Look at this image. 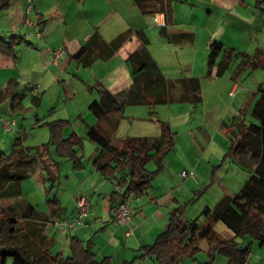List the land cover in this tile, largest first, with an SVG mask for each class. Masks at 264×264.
I'll return each mask as SVG.
<instances>
[{"label":"crops","instance_id":"0c3cea01","mask_svg":"<svg viewBox=\"0 0 264 264\" xmlns=\"http://www.w3.org/2000/svg\"><path fill=\"white\" fill-rule=\"evenodd\" d=\"M259 1L169 0L170 14H147L133 0H32L28 16L35 24L28 26L24 22L27 0H9L0 12V34L25 37L30 32V36L28 43L18 46L16 60L0 56V90L8 79H17L26 107L24 112H12L7 100L5 117L20 125L22 145L39 152L31 163L19 166V196L0 202L19 211L20 202L25 201L50 216L43 223L25 224L21 230L24 248L36 254L51 240L53 253V245L61 241L69 255V237L77 236L90 242L96 259L108 257L110 264H154L143 255L142 246L151 244L166 228L174 208H183V220L198 217L211 204L198 205L196 195L214 186L218 192L214 206L239 186L264 197V140L252 129L260 125L252 110L264 89V4ZM182 3L191 12L196 3H207L219 16L206 23L184 22L178 18ZM36 32L41 36L36 37ZM215 40L234 50L222 71V53L210 71L207 66L209 46ZM84 45L88 52L75 56ZM56 48H63L65 54L53 61ZM142 63H153L147 71L148 81L156 82L150 87L151 104L140 98V77L134 67ZM188 77L199 82L195 102L188 99ZM102 91L122 100V106L102 115L94 113L89 104L99 100ZM19 113L23 116L13 117ZM56 120L68 122L64 136L74 133L82 139L78 165L57 156L49 142L48 123ZM160 122L167 123L172 146L150 188L128 199L132 233L126 234L127 226L113 220L111 195L118 186L94 163L100 147L89 139L88 131L94 128L120 143L134 136L159 137ZM42 163H48L56 175L51 192L57 188L52 196L57 197L60 210L52 214L47 204L44 211L38 210L23 192L25 178L46 180ZM145 167L153 170L156 164L149 161ZM187 169L194 170L196 179L179 176ZM80 195L90 202L85 223L61 233L62 239L51 236L52 219L70 217Z\"/></svg>","mask_w":264,"mask_h":264},{"label":"trees","instance_id":"16d2710c","mask_svg":"<svg viewBox=\"0 0 264 264\" xmlns=\"http://www.w3.org/2000/svg\"><path fill=\"white\" fill-rule=\"evenodd\" d=\"M9 0H0V12L7 6ZM143 13L163 12L170 14L169 0H133ZM264 4V0L258 2ZM29 42L22 35L11 33L0 34V56H7L13 61L17 58L18 46ZM88 52L86 45L81 47L75 56ZM223 54L220 71L224 70L234 57V50L224 47L219 41L211 42L207 57L208 70L215 64L219 54ZM256 64V63H254ZM153 63H142L134 67L140 77V98L142 103L151 104L152 91L156 82L148 81L147 71ZM188 99L195 102L199 99V82L196 77H188ZM253 107V114L260 120V125L252 127L261 140H264V89ZM24 94L19 91V82L15 78L8 79L0 90V103L9 100L12 112H24L22 104ZM123 101H118L107 91H102L99 100H93L89 108L96 114L102 115L107 111L120 108ZM68 126L65 120H56L48 123L49 142L55 148V154L73 160L78 165L77 150L83 147L82 139L74 133L64 136ZM161 135L156 138L134 136L123 139L120 143L108 140L94 128L88 131L89 139L99 145V152L94 155V163L107 178L118 186L112 192L111 201L115 204L121 200H128L133 195L145 192L151 186V180L162 167V162L171 149V132L167 123L160 122ZM167 143L163 145L164 139ZM39 148L34 152L22 145V138L15 137L9 153L0 151V201L8 197H17L20 194L19 180L21 179L19 166L31 163L38 156ZM259 156V153L257 154ZM154 161L156 168L149 170L145 165ZM43 173L49 185L46 187V204L53 212L60 210L58 199L49 194L55 187L54 169L48 163H42ZM129 201V200H128ZM183 208H174L169 215L166 228L160 232L151 244L142 246L144 256H150L154 264H184L186 258L195 259L201 251L200 240L206 239L209 249V259L203 264H214L216 255H223L226 264H248L250 243L247 238L257 239L264 243V197L248 186H242L237 192L223 197L214 207H204L198 217L182 219ZM56 218V217H55ZM202 218V220H200ZM50 216L38 212L34 206L22 201L20 210L15 206L2 205L0 202V264H35V260L42 264H110L108 257L95 258L90 242H84L77 236H70L68 241L69 255L62 252L51 253L52 241L44 242L38 253L31 252L18 244H1L9 237L20 233L25 224L33 220L34 224L43 223ZM54 219V218H53ZM52 219V220H53ZM36 220V221H35ZM114 220V217H113ZM217 221L223 222L233 233L240 237L225 238L214 225Z\"/></svg>","mask_w":264,"mask_h":264},{"label":"rangeland","instance_id":"374dc122","mask_svg":"<svg viewBox=\"0 0 264 264\" xmlns=\"http://www.w3.org/2000/svg\"><path fill=\"white\" fill-rule=\"evenodd\" d=\"M218 16H219L218 10L210 5H207V3H203V4L196 3V5L194 6L193 12L189 10L188 6L185 3L180 4L179 9H178V18L179 20H182L184 22L195 20L198 23H202V22L206 23V22H211L210 20L212 19L216 20ZM8 103L9 102L6 101L4 104V108L3 107L0 108V119H7L5 115L7 111L9 110ZM22 116L23 115L19 113L17 115L14 114L13 117L19 118ZM19 128H20V125L18 123H17V126H15L14 131L12 130L3 131L0 128V151L5 152V153L10 152L12 142L14 141L15 137L18 136V134H20L18 132ZM46 185H47L46 180L42 182L41 180H37V178L34 176H29L23 180L24 195H26L29 200L34 202V205L40 211H44L45 210L44 208L46 207V197H45V192H44V187ZM235 188L236 189H234V191L237 192L240 189V186L235 187ZM216 190L217 188L214 186V187H210L207 191L204 190L203 192L199 193L198 195H196L195 203L199 205V203L203 201L204 202L208 201L209 204H211L210 206L213 207L215 204L213 203L215 200V196L216 194H218ZM57 191L58 190L56 188L53 192L57 193ZM54 193L51 192L50 196L54 195ZM51 227H52V231L50 232L51 236L56 237V238L59 237L60 239H62L63 235H61V232L59 231V229L55 225ZM214 227L217 230V232H219V234H221L225 238L234 237L236 240H241L240 237L234 236V233L221 221H217ZM23 241L24 239L20 232V233H17L15 236L9 237L1 244L22 245ZM250 241L251 243L249 244ZM245 243L247 245L248 244L250 245L248 264H264V243H261L257 239H251V238H247L245 240ZM200 246H201V251L197 253V255L195 256V259L186 258L184 260V264H203L205 261L209 259V254H208L209 245L206 239L200 240ZM59 251H62L63 256H67V247L63 246L61 241H58L52 247L53 253H57ZM10 263H11V259L7 261V264H10ZM35 264H41V263L39 260H35ZM214 264H226V258L223 255L217 254L214 260Z\"/></svg>","mask_w":264,"mask_h":264},{"label":"built area","instance_id":"2783aa9c","mask_svg":"<svg viewBox=\"0 0 264 264\" xmlns=\"http://www.w3.org/2000/svg\"><path fill=\"white\" fill-rule=\"evenodd\" d=\"M32 8V0H27L26 4V17L24 22L28 26H33L35 23L32 21L28 13ZM160 25H164L165 22H159ZM36 37H40V33H35ZM30 32L26 33V40L29 39ZM29 41V40H28ZM65 54L63 48H56L52 50V59L53 61L57 60L59 57ZM0 128L3 131H14L15 130V120L14 119H0ZM181 178H192L196 179L193 169L182 170L179 173ZM119 188L117 187V190ZM114 221L118 225H126V234L132 233V206L128 200H121L116 202L112 207ZM90 213V202L87 196L80 195L75 204L74 213L68 218H54L51 222L55 225L61 233L68 234L78 226H82L85 223V220L88 218Z\"/></svg>","mask_w":264,"mask_h":264}]
</instances>
